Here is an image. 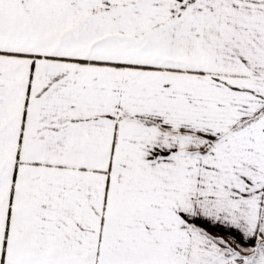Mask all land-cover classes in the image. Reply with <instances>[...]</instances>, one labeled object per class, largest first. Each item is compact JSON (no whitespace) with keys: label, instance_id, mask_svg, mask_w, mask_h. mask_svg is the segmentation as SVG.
Returning <instances> with one entry per match:
<instances>
[{"label":"snow or ice","instance_id":"obj_1","mask_svg":"<svg viewBox=\"0 0 264 264\" xmlns=\"http://www.w3.org/2000/svg\"><path fill=\"white\" fill-rule=\"evenodd\" d=\"M0 264H264V0H0Z\"/></svg>","mask_w":264,"mask_h":264}]
</instances>
